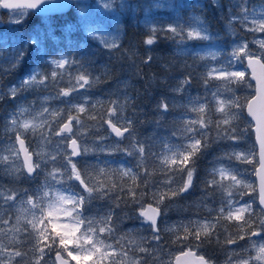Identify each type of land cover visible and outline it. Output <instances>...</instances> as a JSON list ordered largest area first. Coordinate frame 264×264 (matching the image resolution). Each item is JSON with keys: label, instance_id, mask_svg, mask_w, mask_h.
<instances>
[{"label": "snow or ice", "instance_id": "1", "mask_svg": "<svg viewBox=\"0 0 264 264\" xmlns=\"http://www.w3.org/2000/svg\"><path fill=\"white\" fill-rule=\"evenodd\" d=\"M71 3L72 0H0V8L12 10L9 23L20 24L29 15L62 12ZM112 4L113 0H103L106 15L114 14ZM213 5L218 6V0H213ZM165 6L170 5L156 4V7ZM77 7L92 39L107 49L119 46L118 36L106 33L99 25L91 26L88 5L77 4ZM96 7L99 10V4ZM0 23L3 21L0 20ZM235 23L244 31L252 33L254 39L249 41L239 36L232 28ZM145 24L147 26L151 21L146 19ZM225 28L235 38L230 52L225 55L217 49L206 51L203 55L195 53L201 60L215 62L207 70L204 95L189 97L188 103L192 107L181 115L184 120L190 113H196L197 119L184 120L183 127L178 129L179 143L173 144L170 138H163L159 152H152L151 144H147L146 152V142L134 134V121L123 114L126 104L118 100L111 101L112 107L107 110V119L102 117V123L99 124L101 129L107 127V135L89 138L87 133L81 131L85 124L80 114L88 116L95 105L86 95L74 94L79 93L80 89L90 88L96 78L91 77L90 73L85 74L87 70L84 64L70 58L63 50L56 56L47 53L42 47L39 34L33 35L27 42L29 48L40 53L47 68H32L6 90L0 84V100L8 97L15 99L29 90L53 91L39 101L41 110L31 116L30 120L20 119L31 115L29 109L20 108L19 111L9 113L10 123L6 127L13 129L14 139L9 137L8 147L3 149L9 155L0 153V173L27 180L41 176L43 179L31 189H8L7 196L4 186L0 185V199L4 200L9 209L17 203L22 206L25 242L32 244L35 240L32 251L39 256L32 264H70L71 261L76 264L85 261L87 264L89 260L90 264H187L186 258H193L191 264H212L210 259L197 253L205 243L211 242L213 236L216 237V243L221 244L217 233H226L222 242L225 247L240 246V241L245 242L240 246V252L233 249L227 264H264V38H255L256 33L264 34V3L250 8L248 0H232ZM158 33H171V37L165 38L175 39L179 36L181 45L192 40L213 39L206 24L195 16L184 23L178 19L167 27L149 28V35L143 43L146 46L154 45ZM218 57H223V62ZM24 58L23 50L14 49L6 61L8 67H5V61H0V74L14 71ZM151 60L149 56L144 63ZM73 68L81 71V74L73 76L69 71ZM212 79L220 82L215 90L209 88ZM61 83L68 86L60 88ZM188 84L190 78H185L175 91L183 92ZM125 100H130V97L125 96ZM50 101L65 107H45ZM86 105L91 107L86 108ZM168 108L165 102L157 105V110H162V114L167 113ZM72 112L76 115H72ZM57 113L60 119L67 114V119L57 130H53L52 123L43 118L46 115L56 116ZM213 116L217 118L213 119ZM37 118H40V123H36ZM88 118L96 119L95 116ZM211 130H215L213 143L228 142L232 149L224 151L215 159L214 165L219 166L211 169L212 179L206 181L205 191L211 187L214 192L204 199L218 193L219 207H208L202 201L201 206L208 212L207 218L177 221L161 229L160 221L169 211V207H164L165 201L180 197L192 188L198 154L209 146ZM28 132L36 138L35 148L31 151L22 138ZM249 134L255 136L251 147L245 151H236L239 142ZM113 137L116 138L114 141ZM54 138L53 151H45L46 147H52ZM124 140L128 144L121 147ZM121 152L135 163H113L108 159H100L101 155L113 156ZM21 153L24 154L23 160H20ZM90 154L96 163H85L78 167V158H87ZM148 157L154 160L163 157L160 170L167 179L158 181L150 178L152 173L145 166ZM16 161H20L19 166ZM233 161L251 165V173H247L246 169L242 172ZM114 176L118 179H112ZM249 193L252 195L249 196ZM245 196H249V201L244 200ZM97 199H114L115 203L102 215H89V205ZM213 203L217 201L213 199ZM121 204L131 208L125 216L139 221L140 226L118 236L120 226L113 217ZM2 209L3 205H0V223L7 224ZM61 214L68 223L56 222L61 219ZM28 216L31 219H27ZM20 222L21 217L17 216L16 223ZM229 228H235L236 231L228 232ZM145 230L150 232L149 236L140 235ZM162 233L174 237L172 244L182 246L178 254L166 250L161 243ZM109 240L114 243H106ZM41 244L43 247H39ZM109 249L110 252L107 251ZM5 253L7 261L4 259ZM46 255H49V260L44 259ZM97 255L99 260L94 258ZM25 256L27 252H8L7 248L0 245V264H28L24 260ZM165 256L167 259H164ZM15 258L20 259L17 261Z\"/></svg>", "mask_w": 264, "mask_h": 264}, {"label": "trees", "instance_id": "2", "mask_svg": "<svg viewBox=\"0 0 264 264\" xmlns=\"http://www.w3.org/2000/svg\"><path fill=\"white\" fill-rule=\"evenodd\" d=\"M250 1L257 2L258 0ZM197 3L199 6H195ZM227 7H229L227 3H224L223 7L219 5L214 6L212 0H183L180 4H178L177 1L174 2L170 10H163L161 14L167 16L166 18L169 20L179 19L182 21L181 19L184 15L189 17L188 21H191L194 16H198L207 22L206 26L212 34L213 39L211 41H187L185 45L179 43V36L172 39L165 38V36L171 37V33H158L157 42L154 45L146 46L143 41L149 35V29L138 25L128 13H125L123 19L120 21L123 38L119 46L114 49H106L90 36L83 35L81 32V20L72 10L60 15L40 16L32 14L24 19L22 23L14 24L13 26L20 27L19 30L22 31L23 40L27 39V37L30 39L32 35L39 34L44 50L52 56L57 55L63 50L64 53L71 55L72 58L76 60L81 58L83 63L94 69L104 66L108 70L101 75L99 81L93 83L87 91V95L91 98L102 99V106H95V109L90 111L88 116L81 114L83 116V123L87 128H89L91 123L89 129L91 139L99 136L97 132L98 129L95 125L102 123V117L103 119H107L105 113L108 110L109 104L105 101L119 100V97L122 96V100H120L119 103L126 104L123 112L124 115L130 117L134 121V134L138 139L146 142V152L147 144L152 145V149H154L152 152H158L161 149V140L163 138H170L171 142H175V137L179 135L178 129H181L179 127L181 123L175 118L178 115L176 110L180 108L179 104H175V99L177 95L184 97L185 94H178L174 90L177 84H180V81L185 78H190V84L185 85L184 91L189 92L195 97L203 96L205 93L204 79L206 73L202 71V65L211 61L201 60L200 56L195 55V53L204 48L219 49L222 50L225 55L231 51L234 38L225 28L228 13ZM15 31L18 32V29ZM8 37L9 36L6 37L7 40ZM3 38H5V36L0 34V56H2L0 59L10 53L7 51L10 44H6L7 40L4 41L2 40ZM10 38H12V36ZM10 40L11 42L14 41L12 39ZM23 40L18 39V43L21 44ZM27 41L28 40H26V42ZM3 43H5V46H3ZM23 44L24 47L27 46V43ZM25 49V58L19 66L22 70L28 66H34L38 59L41 58L37 50L29 47ZM149 56L152 57V60L148 63H144ZM218 60L223 62V57H218ZM217 85L215 79L210 80V89ZM125 96L130 97V100L126 101ZM32 97V94L27 93L23 95L22 93L15 99L10 97V100H13L15 103L29 102ZM161 102L168 103L169 108L167 113L162 114V110H157V105ZM14 111H18V108H14ZM91 116H95L96 119L92 120L88 118ZM64 119L65 116L63 117V120ZM105 131H107L106 126L101 132ZM173 133H176V135H173ZM214 135L215 130H211L209 134V146L206 150H203L209 154L213 149L212 145L214 143L212 142V137H214ZM249 136L251 137L249 138L247 136L246 138L251 146L254 141L253 135L249 134ZM239 143L243 142L240 141ZM120 146H127V140ZM203 151L198 154L196 162L197 172L193 179L192 188L180 197L173 198L171 201H165V207H169L168 216L176 217L188 215L196 210L195 206L188 203L189 200L193 202L203 201L204 203L208 202V200L212 201L216 196L215 194L207 200L204 199L206 196H209V193H213L214 189L209 187L207 191H205L206 181H208L210 177V171L206 169L208 157H210V155L207 154L206 157L202 156ZM108 157H110V159H115L116 162L123 161L124 163H135L131 157L125 156L122 152L113 156L101 155L100 159L104 160ZM83 159L85 161H79L78 167H82L85 163L90 164V162L96 161L92 155ZM155 161L156 160L152 157H148L145 161V166L148 168L149 172L152 173L150 178L158 181L163 177L167 178L162 174L160 164ZM235 164L239 165V167L244 170L246 169L247 173H251L252 171L251 165L246 166V164H242L239 161L235 162ZM250 178L254 179V177ZM112 179L117 180L118 177L114 176ZM24 180L25 179L18 184L22 189H26L29 186V182ZM14 182V178L8 176L4 177V175L0 173V185L14 188ZM77 191H79V189H77ZM251 195L250 193V196ZM98 201L108 202L111 206L115 203L114 199L111 201L97 199L92 201L91 204ZM123 208L125 207L121 204V208L117 209L121 210V217L126 213L123 211ZM197 210L200 211L201 209L199 208ZM256 211H259V209H256ZM235 231V228L228 229V232ZM217 234H219L221 244H217L216 237L213 236L211 242L205 243L199 251L210 259L213 264H219V259L225 257L224 251L229 247L222 246L226 233ZM3 240H7V236ZM33 243L35 244L36 242L33 241ZM33 243L27 244L25 238H23L16 246L19 251L27 252V256L24 257V260L27 261L28 264L39 259L38 254H34L32 251ZM241 243H243V241H240L239 245ZM39 247H43V245L41 244ZM176 247L179 250L182 249L181 245H176ZM53 255L54 253L52 256ZM19 259L17 258L16 260L18 261Z\"/></svg>", "mask_w": 264, "mask_h": 264}, {"label": "rangeland", "instance_id": "3", "mask_svg": "<svg viewBox=\"0 0 264 264\" xmlns=\"http://www.w3.org/2000/svg\"><path fill=\"white\" fill-rule=\"evenodd\" d=\"M176 1H177L178 4H180L183 0H113L112 7H113V9H115V12H114V14L106 15L105 14V10L103 8V0H91L90 2H85V3L76 2V4L74 5V7L71 10L74 11L75 14H77L79 16L80 20H81L80 22H81V30H82L81 32H82V34L83 35L85 34V36H89L88 32H87V27L85 26V23H84V21L82 19V14H81V12L79 11V9L77 7V4L88 5L89 6L88 7L89 23L91 24V26L99 25V26L104 28L106 33H111L114 36H118L119 39H118L117 43L119 45L121 43V41H122V38H123V31H122V28H121L120 21L123 19V17H124L123 15L125 13H128L130 15V17L138 25H141V26L145 27L146 29H149V28H151L153 26L156 27V28L167 27L170 24H174L178 19L169 20V19L166 18L167 16H163L161 13H162L163 10H170L172 8V4L174 2H176ZM195 1H198V0H195ZM157 3L164 4V5H170V6L156 7ZM224 3H227L228 6H229L232 3V0H218V5L220 7H223ZM261 3H264V0L263 1L258 0L257 2L248 0V4H249L250 8L253 5H259ZM98 4H99V10H97V7H96ZM200 4H201V1H200ZM228 8L229 7H227V11H228ZM11 11L12 10H3L2 8H0V20L3 21V23H0V34L5 36V38L2 39L4 41H6L7 40L6 37L9 36L6 44H10V47L7 50V51L10 52L9 55H7V56H5V57L0 59V61H5V67H8L6 61H7V58L12 54L13 50L17 49L19 47V49L25 51L26 50L25 48H28V46L24 47L23 43H27L32 38L31 37L29 39L27 37V39L23 40L22 31L19 30L20 27L13 26L14 23H9V18H10V15H11ZM58 15H60V14H58ZM28 17H26V18H28ZM12 18L13 19H17L18 17H12ZM26 18H24V19H26ZM146 19L150 20L151 24L146 26V24H145V20ZM188 19H189L188 16H184L183 15L182 19H181L182 21H180V20L179 21L181 23H184V22H187ZM200 20L202 22H204L205 24H207V22H205L203 19L200 18ZM226 21H227V19H226ZM186 27H187V25H186ZM232 28L239 34V36L243 37V39L249 40V41L254 39L253 34L244 31L238 23L233 24ZM16 29H18V32L15 31ZM11 36H12V38H10ZM255 38H264V34L256 33L255 34ZM10 39H12L14 41L11 42ZM18 39H22L23 42L21 44L18 43ZM26 40H28V41L26 42ZM95 41L99 45H101L97 40H95ZM3 46H5V43H3ZM251 46L252 45H250V47ZM42 47H43V45H42ZM210 50H217V49L204 48V49H201L198 52H200L201 55H203L204 52L210 51ZM65 54L68 55L70 58H72L71 55H69L67 53H65ZM54 56H56V55H54ZM0 57H2V56H0ZM77 61H81L82 62L81 58L78 59ZM83 64H84L85 69L87 70V72L85 74L90 73L91 77H95L96 78V79H94L92 81V84L95 83V82H98L100 77H101V75H103L105 72L108 71L104 66H100L99 68L96 67L94 69L93 67H90L89 65H87L85 63H83ZM213 64H214V62H208V63L202 65L203 66V70L202 71L204 73H207L208 68L212 67ZM36 66H39L42 69H46L47 68V66L44 64V60L39 58L38 61L34 64V66H28L24 70H22L20 67H17L14 71H12L10 73L0 74V84H2L4 86V88H5V90H6L8 86L17 83L23 76H25L27 74L28 71H30L32 68H34ZM69 71H71L73 76L81 74V71H78L76 68L70 69ZM216 82H217L218 85L220 84L219 81L216 80ZM92 84H91V86H92ZM67 86L68 85L66 83H61L59 85L60 88H65ZM178 86H179V84H177V86L174 88V90ZM216 87H213L212 90H215ZM89 89L90 88L80 89L79 93L74 94V96L75 95H80V94L86 95L87 98L91 100L92 104H94L95 106H98V105L102 106L101 105L102 102H103L102 99L91 98L90 96L87 95V91ZM51 91H53V90L50 89V90L46 91V90H42V89H35V90H29L27 92H24L23 95H26L27 93L32 94L33 97L30 99L29 102H18V103H15L13 100H10V97H8L5 100H0V141L3 142L2 144H0V153H2L5 156L9 155V153L7 151H3V149L8 147V138L9 137H12L14 139L13 129L10 126L6 127V124L10 123L8 121L9 113H12L14 111V108H16V107L18 108V111L20 110V108L29 109L31 111V115L27 116V117H20V119L21 120H24V119H29L30 120L31 116H34L36 114V112L41 110L39 101H42L43 98L45 96H48ZM176 92L178 94H181V93L185 94L184 97H181L180 95H177V98L175 99L176 100L175 104H179L180 105V108L178 110H176V112H178V115L175 118L179 120V122L181 123L179 125V127L182 128L184 120H186V119H192V120L197 119L196 113H190V115L186 116L184 118V120L181 119V115L183 113H185V111L187 109H190L192 107V105L188 103L189 97H195V96L191 95L189 92H185V91H183V92L176 91ZM120 100H122V96L119 97L118 101H120ZM111 101L112 100H106L105 101V102H107L109 104L108 109L110 107H112ZM114 101H116V100H114ZM177 101H179V102H177ZM74 102H76V101H74ZM44 106L45 107H49L51 109H57V108H64L65 107V105H63V104H58L57 102H51V101L49 103H46ZM90 107H91V105H86V108H90ZM71 114L72 115H76L75 112H72ZM105 114L107 115V112ZM123 114H124V112H123ZM59 116H60L59 113H57L56 116L46 115L43 119L48 121V122H50V123H52L53 130H57L58 127L61 124H63L66 121V119H67V114L64 115L65 116L64 120L60 119ZM216 118H217L216 116H213V119H216ZM81 119L83 121V116L82 115H81ZM99 120H101V119H99ZM36 123H40V118H37ZM90 127H91V123H90L89 128H87L86 125H85V127L81 129V131H83V132L88 134L89 138H90V134H89ZM95 127L98 129L97 132L99 133V136L107 135V132L109 131L107 129V131L101 132L102 129L99 127V124H96ZM241 127H243V125H241ZM74 128H75V125H74ZM45 130H46V128H45ZM209 134H210V132H209ZM247 136L249 138L251 137L249 135H246L245 138L242 140L243 143H239V146L235 149L236 151H245L246 149L251 147L249 141L246 138ZM22 137L26 139L27 145L29 146L30 151L33 148H35L36 138L33 136V134L31 132H28L26 135H24ZM175 138H176V141L175 142L172 141V143L173 144L179 143L180 142V135H178V137H175ZM197 138H199V137H197ZM115 139L116 138L113 137V141ZM113 141H110V142H113ZM165 142H167V141H165ZM232 143H236V142H232ZM127 144H128V141H127ZM160 145H161V143H160ZM54 146H55V138L53 139L52 147H46L44 150L51 152V151H53ZM212 146H213V149H212L210 154L207 153L206 151H203V155H202L204 157H206L207 154L210 155V157H208V163L206 165V169L209 170V171H211V169L214 166H217V167L219 166V165H214V161H215V159L217 157L221 156L224 151H231L232 150L228 146V142H216ZM17 147H18V144H17ZM152 150L154 151V149H152ZM78 159H79V161H85L84 159H80V158H78ZM107 159L109 161L113 162V163H122V164L124 163L123 161L116 162L115 159H110V157H108ZM162 159H163V157H161L159 160H156V161L161 165ZM20 160H22L21 155H20ZM234 162H238V161H233V163ZM19 163H20V161H16V165L17 166H19ZM92 163H96V161L90 162V164H92ZM246 166H249V165H246ZM251 167H250V170H251ZM240 169H241L242 172L245 171L243 168H240ZM248 169H249V167H248ZM2 175H4V177H7V176L8 177H12V178H14V181H15L14 182V185H15L14 188L4 187L5 196H7L9 194V192L7 191L8 189H11L13 191L23 190L20 186H18V184L23 181V179H24L23 177L6 175L4 173H2ZM42 179H43L42 176L36 178L35 180H27V179H25L24 181L29 182V184H28L29 186L28 187L26 186L27 187L26 189H31V188L36 187V185L38 183L42 182ZM165 179H167V178L163 177L161 180H165ZM211 179H212V176L210 175L208 180H211ZM249 196H250V193H249ZM249 196H245L244 200L245 201H249ZM213 199H215L217 201V203L214 204L213 200L212 201L208 200V202H204V204H207L208 207H219V204H218L219 194L216 193V196ZM188 203L190 205L195 206L196 210H194L192 213H189L188 215H181V216H176V217L168 216V212H167V215H164L162 217L161 221H160L161 229H163L167 225L175 224L177 221H187L189 219H193L194 220V219H197V218L204 219V218L208 217V212H207L206 208L201 206V204H202L201 201L193 202L192 200H189ZM0 205H3V209H2V211L4 213L3 219L8 221L7 224L1 223V225H0V228H1L0 230H2V231H0V245H3L5 248H7L8 252L19 251L16 248V246H17V244L20 241H22L23 238H25V235L23 233V228H22V225H23V222H24V214L21 212V207L22 206L19 203H17L14 208L9 209L8 205L5 204L3 199H0ZM110 206L111 205H109L108 202L98 201V202H96L94 204H90L89 205V213L88 214L89 215H97L99 213L100 215H102L105 211H107V209ZM164 207H165V205H164ZM199 208L201 209L200 211L197 210ZM123 211L130 213L131 208L130 207L123 208ZM212 215L214 216L215 213H212ZM17 216L21 217L20 224L16 223V217ZM117 216H118V218H117ZM27 219H31V216H28ZM113 219L120 226V230L117 232L118 236L119 235H123L124 232H126L128 229L139 228V226H140L139 221H136L134 219H129L125 215L123 217H121V210H116L115 211V215H114ZM56 222L57 223H61V224L68 223L67 220L63 219L62 214H61V219L56 221ZM16 229H19V231H16ZM58 230H62V229H58ZM134 235H135V233H134ZM140 235L149 236L150 232L145 230L142 233H140ZM6 236H7V240H3ZM162 237H163V239H162L161 243L165 245L166 250L172 251L174 255L177 254L179 252V249L176 247L177 244H172L171 243V241H172V239H174V237L171 236L168 233H162ZM33 241H35V240H33ZM33 241H32V243H33ZM106 243H114V241L109 240V241H106ZM244 243L245 242L243 241V243H241L240 246H243ZM240 246H229L227 249H225V251H224L225 257L223 259H219V261H218L219 264H227V262H228V260L230 258V255L233 252V249L235 250V252L238 253V252L241 251V247ZM70 247H71V245H70ZM46 251L47 250L45 249V252ZM107 251L110 252L111 249H109ZM253 255H254V253H253ZM94 258L97 259V260L100 259L99 255H97ZM4 259H5V261H7V259H8L7 253L4 254ZM15 259H17V258H15ZM44 259L45 260H49V255H46L44 257ZM164 259H167V257L165 256ZM71 263L72 264H76L75 261H71ZM81 264H86V262L85 261H81ZM87 264H90V260L87 262ZM234 264H235V262H234Z\"/></svg>", "mask_w": 264, "mask_h": 264}, {"label": "water", "instance_id": "4", "mask_svg": "<svg viewBox=\"0 0 264 264\" xmlns=\"http://www.w3.org/2000/svg\"><path fill=\"white\" fill-rule=\"evenodd\" d=\"M90 1H91V0H72V3L70 4V7L64 9L62 12H58V13H46V14H59V13H65V12H68V11L73 7V5H74L75 2H82V3H85V2H90ZM2 9H3V8H2ZM3 10H7V9H3ZM41 15H45V14H41ZM22 138H23V137H22ZM24 139H25V138H24ZM25 143H26V146H28L26 140H25ZM29 150H30V149H29ZM21 157H22V160H23V159H24V154H23V153H21ZM197 254H198V255H202V254H200V253H197ZM192 259H193V258H186V260H187V264H191ZM70 264H72V263L70 262Z\"/></svg>", "mask_w": 264, "mask_h": 264}]
</instances>
